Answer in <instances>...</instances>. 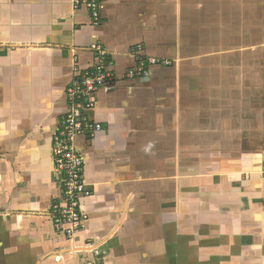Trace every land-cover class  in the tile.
Masks as SVG:
<instances>
[{
    "label": "crops",
    "instance_id": "crops-1",
    "mask_svg": "<svg viewBox=\"0 0 264 264\" xmlns=\"http://www.w3.org/2000/svg\"><path fill=\"white\" fill-rule=\"evenodd\" d=\"M214 1L100 0L94 24L73 0H0V264H264V8L242 27ZM93 46L115 79L75 139L90 195L66 239L50 148ZM141 59L169 65L129 78Z\"/></svg>",
    "mask_w": 264,
    "mask_h": 264
},
{
    "label": "built area",
    "instance_id": "built-area-1",
    "mask_svg": "<svg viewBox=\"0 0 264 264\" xmlns=\"http://www.w3.org/2000/svg\"><path fill=\"white\" fill-rule=\"evenodd\" d=\"M73 7L85 8L92 22L100 23V0H73ZM92 49L96 52V63L67 86L68 111L59 122L50 148L59 193L48 214L54 231L66 239H71L83 229L86 215L81 210V199L90 195L83 179V158L75 147V139L79 136L92 138L102 129V125L94 122L89 114L95 106V93L113 85L115 79L107 53L98 46ZM159 63L169 65L166 61L141 59L137 69L129 73L128 77L146 75L150 66ZM261 173L264 175V164Z\"/></svg>",
    "mask_w": 264,
    "mask_h": 264
},
{
    "label": "rangeland",
    "instance_id": "rangeland-1",
    "mask_svg": "<svg viewBox=\"0 0 264 264\" xmlns=\"http://www.w3.org/2000/svg\"><path fill=\"white\" fill-rule=\"evenodd\" d=\"M218 1V2H217ZM216 2H212L211 4H209L207 7H209L210 9L212 10H216L217 14L218 15H223V19L224 21H226V18H227V14L229 12V14L231 13V11L233 10V13H234V18H238V24L241 25L243 27V20H242V10L244 8L245 5H247V9H257V13L258 10H261V8H264V2H251V5L249 4V2L247 1H244V0H217ZM245 2V3H244ZM245 7V8H246ZM228 14V15H229ZM231 16V15H230ZM232 17V16H231ZM259 19H261L259 16H256V18H254L252 21H255L254 24L253 23H249L246 27H248L249 25H251V27L249 28H252V29H256L258 31V24H259ZM263 20V19H262ZM255 26V27H254ZM249 35H253V38L254 36H257V32H251V33H248ZM241 39V38H240ZM240 39H238L240 41ZM256 39V41H253L252 40V43L250 44V47L246 46L248 53H255L254 55H256V57L258 56L257 52L259 51V41L262 40V39H259L258 38H254ZM249 41V40H248ZM246 41V42H248ZM242 42H244V40H242ZM243 47L244 45H240L239 48H236V50H243ZM252 55V57L254 56ZM257 58H254L252 60H254V62L256 61Z\"/></svg>",
    "mask_w": 264,
    "mask_h": 264
}]
</instances>
